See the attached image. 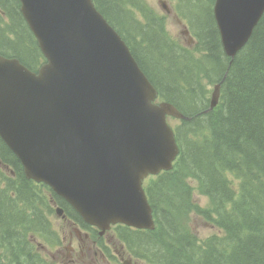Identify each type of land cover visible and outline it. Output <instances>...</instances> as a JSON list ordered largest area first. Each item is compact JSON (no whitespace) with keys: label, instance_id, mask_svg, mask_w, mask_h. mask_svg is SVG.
I'll return each mask as SVG.
<instances>
[{"label":"water","instance_id":"1","mask_svg":"<svg viewBox=\"0 0 264 264\" xmlns=\"http://www.w3.org/2000/svg\"><path fill=\"white\" fill-rule=\"evenodd\" d=\"M49 61L34 72L0 54V135L27 177L49 184L91 224L155 228L144 178L179 147L158 91L93 0H22ZM264 0H217L226 52L235 56ZM220 85L213 93L218 103Z\"/></svg>","mask_w":264,"mask_h":264},{"label":"trees","instance_id":"2","mask_svg":"<svg viewBox=\"0 0 264 264\" xmlns=\"http://www.w3.org/2000/svg\"><path fill=\"white\" fill-rule=\"evenodd\" d=\"M96 2L124 35L161 98L190 115L176 125L182 152L174 168L150 177L146 185L157 228L131 229L135 236L129 242L154 264H264V18L229 69L213 15L214 0L183 5L188 12L195 11L191 28L208 51L198 60L180 53L167 35L159 34L157 18L144 0ZM16 4L17 0H0L10 20L0 28V53L37 69L44 56ZM132 8L143 14L146 23ZM123 26L134 31L129 28L126 33ZM223 78L220 104L204 112L210 97L204 79L214 84ZM0 156L18 175L9 177L5 188L0 186V229L11 242L21 238V227L25 229L16 218L19 221L29 205L35 223L44 216L38 207L44 200L1 138ZM0 173L5 175L3 170ZM191 177L199 180L202 193L209 196L212 210L206 216L212 219L214 213L221 230L204 241L187 226L194 206ZM10 190L16 195L11 197ZM31 233L41 234L34 228ZM6 251L12 252L10 247ZM32 262L44 260L32 257Z\"/></svg>","mask_w":264,"mask_h":264},{"label":"flooded vegetation","instance_id":"3","mask_svg":"<svg viewBox=\"0 0 264 264\" xmlns=\"http://www.w3.org/2000/svg\"><path fill=\"white\" fill-rule=\"evenodd\" d=\"M53 205L60 206L62 210L59 212L60 216V226L59 228L52 226V221L50 222V234L53 237V243L51 248L43 245L44 252L54 259L53 262H46L47 264H98L96 262V257L99 251L103 252L104 247L109 243H113L116 236H113L111 239L108 238V233L100 235L99 229L94 226H91L85 223L82 218L72 209V207L60 197H52ZM18 218V217H17ZM16 218V222H17ZM21 220L24 223L25 231L33 228V225L36 227L45 230L48 227V220L43 216L39 217L36 222L31 218V215L23 214L20 215ZM16 225V223H13ZM30 230V231H31ZM62 231V233L60 232ZM61 233V239L58 238V235ZM31 234V232H29ZM26 233L21 238L25 241L24 247L22 248L23 254L25 255L24 260L22 261H11L5 262L1 261L0 264H32L28 259L32 258L33 251L26 239ZM32 240L34 236L29 235ZM108 240V242H107ZM103 244V245H102ZM1 248V244H0ZM10 249L13 253V258H15L16 250V239L10 242ZM120 250H117L119 253ZM105 257V253L103 252ZM60 259L63 262H60ZM130 264V263H129Z\"/></svg>","mask_w":264,"mask_h":264},{"label":"rangeland","instance_id":"4","mask_svg":"<svg viewBox=\"0 0 264 264\" xmlns=\"http://www.w3.org/2000/svg\"><path fill=\"white\" fill-rule=\"evenodd\" d=\"M161 0H146V2L149 5V9H151L155 14L158 16L164 15V9L161 6L160 3ZM172 1V0H167ZM139 18L143 19L142 16H138ZM166 21V31L171 34L173 38H175L179 43L186 45L188 43L187 39L184 38L182 34V29H183V24L182 22L175 16L171 15L170 17H167L165 19ZM191 46V45H189ZM206 85V83H205ZM212 90H214V85L211 87ZM193 185L195 187V195L198 198L200 204L202 206L207 207L210 205V201L207 198V196L202 195L197 186V182H193ZM53 220L55 224L57 225V228L60 226V219L57 215L53 216ZM190 226L191 229L194 231V233L200 237V238H206L208 235H210L212 232L217 231V227L209 222H207L206 218L193 214L191 217L190 221ZM62 233V231H60ZM113 236H116V239H114L113 243H109L111 249H109V254L107 253L106 258H104L103 253L99 251L97 257H96V262L102 263V262H107L109 264V261L112 260L110 264H123L124 261L126 260H131L135 264H151L149 262L143 261L141 258L137 257V254H135L133 251L130 249H126L125 246L119 241L118 239V231L115 230V228L111 229L108 233V238L111 239ZM108 242V240H107ZM38 242H36V246H38ZM117 250H120L123 252V254L126 256L125 259L122 258V256H118ZM132 254H130L129 252ZM139 259V260H138ZM60 262H63L62 259H60Z\"/></svg>","mask_w":264,"mask_h":264},{"label":"bare ground","instance_id":"5","mask_svg":"<svg viewBox=\"0 0 264 264\" xmlns=\"http://www.w3.org/2000/svg\"><path fill=\"white\" fill-rule=\"evenodd\" d=\"M223 50H224V51H225V53H226V50L224 49V47H223ZM226 74H227V73H226ZM224 79H225V78H223V79H222V81H220V82H217V83L222 85V83H223ZM102 253H103V252H102ZM189 263H190V262H189Z\"/></svg>","mask_w":264,"mask_h":264}]
</instances>
